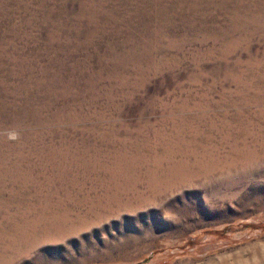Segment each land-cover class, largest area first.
I'll return each instance as SVG.
<instances>
[{
  "label": "rangeland",
  "instance_id": "obj_1",
  "mask_svg": "<svg viewBox=\"0 0 264 264\" xmlns=\"http://www.w3.org/2000/svg\"><path fill=\"white\" fill-rule=\"evenodd\" d=\"M0 264H264V0H0Z\"/></svg>",
  "mask_w": 264,
  "mask_h": 264
}]
</instances>
